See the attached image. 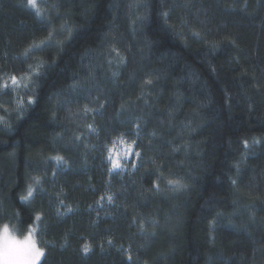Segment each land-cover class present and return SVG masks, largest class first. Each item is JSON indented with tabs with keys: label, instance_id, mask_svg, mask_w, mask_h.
Wrapping results in <instances>:
<instances>
[{
	"label": "trees",
	"instance_id": "16d2710c",
	"mask_svg": "<svg viewBox=\"0 0 264 264\" xmlns=\"http://www.w3.org/2000/svg\"><path fill=\"white\" fill-rule=\"evenodd\" d=\"M36 223L37 264H264V0H0V236Z\"/></svg>",
	"mask_w": 264,
	"mask_h": 264
},
{
	"label": "rangeland",
	"instance_id": "374dc122",
	"mask_svg": "<svg viewBox=\"0 0 264 264\" xmlns=\"http://www.w3.org/2000/svg\"><path fill=\"white\" fill-rule=\"evenodd\" d=\"M109 151L108 158L112 169L121 171L130 168L138 155L134 145L124 139L112 143ZM36 229L37 223L24 236L3 232L0 236V264H37L43 252L35 237Z\"/></svg>",
	"mask_w": 264,
	"mask_h": 264
}]
</instances>
